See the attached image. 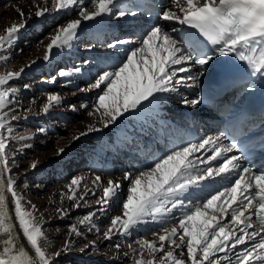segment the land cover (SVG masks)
<instances>
[{
    "label": "snow or ice",
    "instance_id": "6c2138e0",
    "mask_svg": "<svg viewBox=\"0 0 264 264\" xmlns=\"http://www.w3.org/2000/svg\"><path fill=\"white\" fill-rule=\"evenodd\" d=\"M89 3L91 10L83 0H33L35 12L29 16L36 17L79 4L77 18L57 25L47 37V43L41 42L44 61L51 59L54 49L71 48L84 21L113 14L137 15L135 6L122 5L121 0H89ZM114 9L118 10L114 13ZM15 10L21 19L0 33V52H7L14 45L29 18L19 6ZM161 18L194 29L211 48L205 51L195 39L178 40L162 26L154 25L124 59L102 70L93 83L80 89H101V93L92 105L93 110L88 112L96 117V122L75 134L73 140L100 131L97 124L103 127L114 124L124 113L138 109L156 94L176 93L182 85L198 84L204 75L202 70L216 56L234 55L247 64L253 77L259 76L264 81V0H169ZM124 43L131 41L113 40L106 47L116 48ZM9 58L0 55V62L6 63ZM195 66L201 70L190 74ZM23 71V67L0 71V264H55L56 257L72 250L71 236L82 235L80 226L88 227L89 231L95 227L96 213L89 211L70 225L69 239L59 251L49 254L50 241L43 228V215H37L36 206L25 201L23 193L16 190L17 181L9 167L10 141L31 138L30 133L15 134L12 127V122L21 118L11 107L17 102L20 89L9 86V82ZM81 71V67L61 69L58 76L68 78ZM55 79L52 77L53 82ZM30 87L23 85L24 89ZM63 99L58 93H48L41 111L49 113ZM181 102L195 107L200 99L183 98ZM69 107L76 110V105ZM30 112L28 108L26 113ZM38 131L43 133L46 129L41 127ZM236 149V141L225 144L222 136H208L174 148L135 175L125 172L124 179L130 180L128 194L121 214L111 218L104 238L111 240L116 234L127 236L133 228L151 221L161 225L159 230L152 233L151 239L139 238L136 246L130 244V252L124 253L131 254L133 264H264V171H257L251 165L242 166L241 156L229 155ZM201 150H210L211 154L202 158L197 155ZM64 151L59 148L57 154ZM217 161L220 163L214 166ZM38 164L34 159L30 168L36 169ZM231 173H236L231 182L203 195L207 183ZM85 181L86 177H73L67 185L68 193L62 192L61 198L67 196L74 201L73 207H79L81 201L87 203L89 192L95 195V188H100L102 195L95 203L102 211L121 187L120 181L111 177L104 184L102 177L96 175L91 189ZM177 210L178 220L173 216ZM57 212L61 217L68 214L63 207ZM21 232L30 247L21 241ZM88 247L95 251V242L80 251ZM115 247L119 250L120 244Z\"/></svg>",
    "mask_w": 264,
    "mask_h": 264
},
{
    "label": "bare ground",
    "instance_id": "6f19581e",
    "mask_svg": "<svg viewBox=\"0 0 264 264\" xmlns=\"http://www.w3.org/2000/svg\"><path fill=\"white\" fill-rule=\"evenodd\" d=\"M87 1L88 0H83L84 5L87 4ZM141 1L144 0H121L122 5H126L129 7L135 6V10L137 12V15L135 17L131 15H127L125 17H117L115 14H113L111 16L98 17L95 20L84 21L80 27V31L77 35V38L73 42L72 47L65 48L62 50L54 49L51 59L49 61H44L42 58L44 55V44H42L41 42L43 41L45 44L47 43V37L53 32V30L56 28L57 25L64 24L70 19L77 18L79 12V4H77L76 6L70 9L59 11L54 16H51L52 14L50 15L46 13L42 17H36L34 14L29 16L30 12L31 13L35 12V8L33 7V2L32 4H29L28 0L27 1L22 0V3L23 2L25 3L24 6H21L22 3L17 4L16 6L22 8L24 10L25 16L29 18L27 20L26 26L23 29H21L14 45L7 52H0V55H8L10 57L9 60L6 62V64L7 63L12 64V65L10 64L11 65L10 68L7 67L0 68V71L19 70L20 68L23 67L24 71L21 74V76L18 77V79L34 78L36 76L35 74H37L38 71H44V70L46 73L49 74L51 73L49 67L55 65L57 66L61 65L62 67H64L68 63L64 61V58L68 57L70 52L72 53L73 51L77 50L79 46L83 45L86 42V40L92 39L93 42L96 41L98 44L102 45V48L96 49L95 48L96 46L94 47V45H91L92 47L89 48V46L87 45L85 46L86 51L83 52L81 55H78V59L76 60V62H74L73 67H81L82 71L78 74H74L72 77H68V78L63 77V79H61L62 80L61 82L63 83V89L68 90L70 86L79 85L76 84L78 82L77 81L78 79L81 83H84L85 80L90 76L88 73L84 72L85 65L92 67L97 62L103 65L105 67L104 69L106 70L115 66L122 59L125 58L124 54L117 55L114 50L115 48L110 49L106 47V45L111 43L113 40L120 39L119 36L113 34V32H115L119 28V24H122L124 22L131 23L133 24V26H136L137 28L141 29L140 31L141 35L142 34L145 35L147 31H149L151 27H153L154 25H160L164 28L165 31L172 33L178 40H184L183 38L185 33L183 30V25H180L175 21H166L163 20L162 18L148 17V15L143 13L139 8V3ZM150 1L156 2L157 4L160 5L161 8H164L169 4V0H150ZM15 8L14 10L10 11L9 13H7L6 15L0 18V33H3L4 29L10 26L12 22L19 21L21 19L20 15L15 10ZM88 8L91 10V4L88 6ZM117 10L118 9H114L113 10L114 13ZM0 11H4V8L0 7ZM35 27L36 28L39 27L41 29L40 34L38 33L36 34L34 32L33 29H35ZM108 28L110 29L109 33L105 32V30ZM47 30L50 31H48L47 33ZM29 31L35 33L34 36L32 37L33 38L36 37L39 40L38 41L33 40L35 42L34 43L31 41L32 39L29 38L23 39L22 32L27 33L28 35V33H30ZM41 34H43L46 37L41 36ZM139 39L140 38H138V40ZM26 44L27 45L30 44L32 47L33 44L34 45L38 44V45L35 47V49L32 48L31 50L29 49L30 45L29 47L27 46L26 50L29 49L28 51L29 54H26L23 52L24 50L22 49V46ZM128 46L129 49H127L125 52H128L132 47H134V44L128 43ZM107 51L111 52V54L110 55H108V53L106 54ZM33 60H35L36 62L34 64H31V61ZM84 61H89L90 63L85 64L83 66L82 64L84 63ZM213 63L214 60L211 61L209 65H207L202 70L204 72V75L200 77L198 84L191 85V83H189L188 85H182L179 87L176 93L156 94L155 98H150L149 101L143 102L142 106H140L138 109L124 113L121 117L117 119V121L114 124H111L108 127H103L102 125L97 124V127L101 129L100 131L88 133L87 135L80 137L78 140H73L72 137L79 132L85 131L86 126L88 124L95 123L96 117H92L88 115V112L92 111V109L88 111L81 110L79 112L76 110L73 111L69 107L70 102H72L73 99H70V97L65 96L66 93L64 94L54 89H50V91H48V93H58L64 99L61 104H59L56 107H53L47 114H44L41 111V108L42 105L46 102V97L48 93L47 94L43 93L41 95L36 94L39 97L34 95L35 97L33 98L34 99L33 101L38 100V102L40 103V106L38 107H36V105H31L32 104L31 102H29V104L23 102L22 104V102L19 101V99L11 107L16 109V112L17 114L20 115V117H24L25 115H29V116L33 115L34 118L37 117V119L34 121L37 124H39L40 127L46 129V131H44L43 133L41 132L37 133L35 131H31L30 132L31 138L28 139V144L30 145L33 144L36 136L42 137L43 140L40 142L41 143L43 142L42 144H45L51 135L53 136L57 132L58 133L64 132L66 133V136L64 135L65 138H61V139H65L62 142L64 144H68L67 146H73L74 149L76 148L81 149L84 145L92 147V150L90 151V155H91L90 158L93 164L90 169L88 168L89 169L88 172H90V174L94 176L92 180L95 178L96 175H99L102 177V183L106 184L108 178L111 177L115 180L120 181L121 187H123L124 185H126V181H125L126 179L124 180L123 176L120 175L119 177H122V179L114 178L112 174L114 171H120L123 174L125 172L132 173V169L129 168L130 165L128 161L124 159L122 164L119 166L114 165L115 166L114 167L111 165L113 164V162H111V158L113 156L111 155L119 153L118 149H121L123 146H126L127 149L129 148L136 149L138 147L137 150L139 153L147 156V158H149L150 161L155 162L157 158L164 156L169 151L173 150L178 146L186 145L189 142H197L208 136H213V137L218 136L216 133L215 126L210 125L208 122L209 119L212 118V116H210L211 112L209 110L203 107L200 103L195 107H193L190 105H184L181 102L183 98H187V99L199 98L200 101L202 100L203 90L206 85V78L210 72ZM1 64L4 65L5 63L1 62ZM200 70L201 69L199 68V66H195L191 69L190 74L194 75L197 71ZM180 75H186V74L181 73ZM20 88H21L20 89L21 94L31 93V95H33L32 88L24 89L23 85H21ZM90 98H92L91 95L83 94L80 95L78 99L79 100L81 99L82 103L87 104ZM236 106H237L236 107L237 111L240 112L244 108V102L240 101ZM28 108H31L30 113H26V110ZM65 108L67 109L69 108L70 111L68 110L65 111ZM233 113L237 115L236 111H233ZM54 118H57L58 122L60 123L53 124L51 122V119ZM84 137L85 138L90 137V139L81 142V140ZM142 142H145L146 144H142ZM224 143L227 144L225 140ZM72 153H76V151ZM210 154H211L210 150L207 151L201 150L199 153H197V155L201 156L202 158ZM233 154L240 156L236 150H234L233 153H229V155H233ZM65 155L64 153L57 155L56 159L59 158L60 167L61 165L67 163L68 158L65 157ZM50 158H51L50 152L46 150V152H42L39 153L38 155H34L32 160L34 159L38 160L40 165L42 164L47 165L48 162L53 161V160L50 161ZM105 159L109 161L106 163ZM218 163H220V161L214 162V166H216V164ZM240 163L242 166L251 165L257 171H264V155L261 156L259 159H255L252 161L248 159H244L242 157ZM88 176L89 175L87 174L86 175L84 174L83 176L86 177V181L88 180ZM235 176L236 173H231L226 178L223 179L217 178L215 182L207 183L205 185L203 195H207L209 192H212L214 189L228 184L235 178ZM92 180L89 181L88 184V187L90 189L94 187L92 185ZM98 189L100 188H95V192H99ZM62 192L68 193V190H64V191L62 190ZM89 195H93V194L89 192L87 196ZM122 196L124 197V195ZM116 206L117 203L114 202V198H113L112 200L109 201L108 205L105 208L108 212L112 211L113 216H115L121 214L122 212L121 209L120 210L115 209ZM9 208L14 213V206L11 203L9 204ZM173 216L175 217L176 220H178L180 216V211L179 210L175 211L173 213ZM160 227L161 225L159 223L149 221L148 223L140 224L137 227L133 228L130 234H128L127 236L116 234L115 237L117 236H122L126 238L134 237V239L137 240L141 237L151 239L152 233L154 231H158ZM17 230L19 231L18 225H17ZM98 234L99 237L103 238V239L100 238L101 240L99 242L100 243L105 242L106 239L104 238V233L100 232ZM20 235H21V241L25 244V246L30 247L27 245L26 240H24L22 232L20 233ZM91 242L92 241H89V245L91 244ZM88 249L91 251L93 250V248L91 247H88ZM109 257L110 256H107L108 259Z\"/></svg>",
    "mask_w": 264,
    "mask_h": 264
},
{
    "label": "rangeland",
    "instance_id": "374dc122",
    "mask_svg": "<svg viewBox=\"0 0 264 264\" xmlns=\"http://www.w3.org/2000/svg\"><path fill=\"white\" fill-rule=\"evenodd\" d=\"M28 2L29 4H32L33 0H28ZM21 3L22 0H0V7L4 8V11H0V18L6 15L7 13H9L10 11L14 10L16 5ZM24 4L25 3L23 2L21 6H24ZM89 5L90 3L88 0L85 6L88 7ZM56 13L57 11H52L47 14L50 15L52 14L51 16H54L56 15ZM122 24H119V28L115 32H113V34L119 36L120 38L119 40L126 39L131 41V43L134 44V47L138 46L137 44L138 38H142L144 36L143 34L142 35L140 34L141 29L137 28L136 26H133V24L128 22H124ZM33 30L36 34L37 33L40 34L41 32V29L39 27L38 28L35 27V29ZM48 31L50 30H47V33ZM29 32L30 33H28V35L27 33L22 32L23 39L29 38L32 39L31 40L32 42L39 40L36 37L35 38L32 37L34 36L35 33L31 31ZM105 32L109 33L110 29L109 28L106 29ZM41 36L44 35L41 34ZM29 45L30 44L28 45L26 44L22 46V49L24 50L23 52L26 54H29L28 52L29 49L30 50L32 48L35 49V47L38 44L37 45L33 44V47L30 45V48L26 50L27 46L29 47ZM87 45L88 46L94 45V47L96 46L95 47L96 49L102 48V45L98 44L96 41L93 42L92 39H88L83 45L79 46L77 50L73 51L72 53L69 51L70 54L68 53L69 54L68 57L64 58V61L68 62L64 67H62L61 65L60 66L55 65L56 67L51 66L49 67L51 72L49 74L46 73L45 70L38 71L37 74H35L36 76L34 78H24V79L16 78L13 81L9 82V86L17 87L19 89H21L20 88L21 85L24 84L31 85L30 88H32L33 95H31V93L21 94L20 92L19 96L17 97V101L19 99V101H21L22 104L23 102L24 103L26 102L28 104L29 102H31L32 103L31 105H36V107H38L40 106L38 100L33 101L34 100L33 98L35 96L39 97L36 94H40V95L43 93L47 94L48 91H50V89H54L60 91L61 93L64 94L66 93L65 96H68L70 97V99H73V101L71 100L72 102H70V105H72V103L73 105H76V111L79 112L81 110L82 111L91 110L92 105L96 102L98 95L101 93V89H90L88 91H80V89L86 88L90 83H93L94 80L97 78L98 74L102 70H105L104 69L105 67L97 62L92 67L87 66L85 65V63H83L82 65L83 66L85 65L84 72L88 73L90 76L85 80L84 83H81L78 79L77 80L78 82L76 84L79 85L70 86L68 90L63 89V83L61 82L62 81L61 79H63V77L58 76V72L61 69L70 71L74 68L73 67L74 62H76V60L78 59V55H81L83 52L86 51L85 46ZM127 49H129L128 43H124L120 46L118 45L114 50L117 55L124 54L126 57L127 52L125 51ZM107 53L108 55L111 54V52L109 51H107L106 54ZM10 64L11 63H7V64L5 63L4 65H2L0 62L1 65L0 68L2 67L10 68L12 65ZM52 76L56 77L55 82L52 81ZM83 94H88L92 96V98L89 99V102L87 104L82 103L81 99L80 100L78 99L79 96ZM81 105H88V107L87 108L81 107ZM66 110L70 111L69 108L68 109L65 108V111ZM24 117H21L19 120L12 122V127L15 129V134H24L27 132L30 133L31 131H35L38 133L39 132L38 129L41 127L39 124H37L34 121L37 119V117L34 118L33 115L30 116L27 115V118ZM51 122L53 124L60 123L58 122L57 118L51 119ZM64 135L66 136V133L64 132L63 133L57 132L53 136L51 135L49 139L46 141L47 144L46 143L42 144L43 142L42 143L40 142L43 140L42 137L36 136L33 144H31L30 147L26 146V145H30L28 144V139L23 141L12 140L9 143V149H8L10 153L9 167L12 169L11 175L17 181L16 190L18 192L23 193L25 197V201H30L31 204H34L36 206L37 215H41V214L43 215L44 218L43 228L50 241V245L48 248L49 254L59 251L63 247L65 241L69 239L68 231L70 225L76 223L79 218L85 216L89 211H93L96 213L94 217L95 227L92 228L91 231H89L88 227L80 226V231L82 235L71 236L70 239L73 243L72 250L67 253H62L60 256L56 257L55 264H133V259L131 254L125 256L124 253L130 252V249L128 247L130 244L136 246L137 239H134V237H127V238L122 236L115 237L114 235L111 240H106L105 242H101V243L99 242L103 238L99 237L98 233L100 232L104 233L108 229L111 223V217H113L112 211L108 212L105 207L101 211L99 210L100 206L95 203V201L99 199V197L102 195L100 189H98L100 193L95 192V195L86 196L85 199L87 203L81 201L79 207H73L74 201L67 199V196H65L63 199L61 198L62 190L63 191L68 190L67 185L71 182L73 177H77L79 175L84 176V174L89 175L88 180L85 181L87 182V185L89 184V181H91L92 178L94 177L93 175L90 174V172H88V170L91 168L93 164L90 158L91 156L90 151L92 150V147L84 145L81 149L79 148L74 149L73 146H67L68 144H64L62 142L63 140H65V139H61V138H65ZM89 139L90 137L88 138L84 137L81 140V142H84V140L86 141ZM142 144H146V143L142 142ZM59 148L65 149L63 153L64 155L67 153L65 157L68 158L67 163L61 165V167L59 163L60 161L59 158L56 159L58 155L57 150ZM137 148L127 149L126 146H123L121 149H118L119 153L111 155L113 156L111 158V162H113V164L111 165L119 166L122 164L123 160L125 159L126 161H128L130 165L129 168L132 169L133 175L137 174L139 171L144 170L147 167H150L154 163V161H150L149 158H147V156L139 153ZM46 150L50 152L51 155L50 161L51 160L53 161L48 162L47 165L38 164L36 169H31L30 162L33 159V156L38 155L39 153L42 152H46ZM74 151H76V153H72ZM108 161L109 160L105 159L106 163ZM112 175L114 178L122 179V177H119V175L123 176L124 178V174L120 171H114ZM125 181H126V185L121 187L117 195L114 197V202L117 203L118 206V207L116 206L115 209H119V210L121 209V211H122V203L126 199L128 188L130 186V180L128 181L126 179ZM80 190H82V188ZM120 194L124 195L125 198ZM26 207L29 206L26 204ZM61 207L68 210V214L64 217H61V215L57 212V209ZM89 241L92 242L98 241L95 243L96 245L95 251L94 250L91 251L88 248H86L84 251H80V249L85 248V245H89ZM117 243L120 244L119 250H117L115 247ZM107 256H110L109 259L107 258Z\"/></svg>",
    "mask_w": 264,
    "mask_h": 264
}]
</instances>
